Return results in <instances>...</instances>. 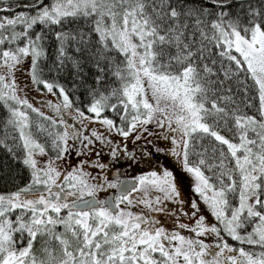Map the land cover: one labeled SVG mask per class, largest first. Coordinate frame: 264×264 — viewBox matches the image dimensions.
<instances>
[{
	"label": "snow or ice",
	"instance_id": "1",
	"mask_svg": "<svg viewBox=\"0 0 264 264\" xmlns=\"http://www.w3.org/2000/svg\"><path fill=\"white\" fill-rule=\"evenodd\" d=\"M0 264H264V0H0Z\"/></svg>",
	"mask_w": 264,
	"mask_h": 264
},
{
	"label": "flooded vegetation",
	"instance_id": "2",
	"mask_svg": "<svg viewBox=\"0 0 264 264\" xmlns=\"http://www.w3.org/2000/svg\"><path fill=\"white\" fill-rule=\"evenodd\" d=\"M33 95H36V94L33 93ZM37 99H39L38 96H37ZM53 99H55V98L53 97ZM129 146H131V144H129ZM73 159H74V157H73ZM161 160L163 163L168 164L170 167H172L174 169L177 176L181 180L182 191L185 193L186 196L189 195L190 194V178L185 173H182L180 171V169L178 167H176L174 161H172L171 159H166V158L162 157Z\"/></svg>",
	"mask_w": 264,
	"mask_h": 264
},
{
	"label": "trees",
	"instance_id": "3",
	"mask_svg": "<svg viewBox=\"0 0 264 264\" xmlns=\"http://www.w3.org/2000/svg\"><path fill=\"white\" fill-rule=\"evenodd\" d=\"M23 1L28 2V0H23ZM85 71L91 73L92 71H94V69L92 68L91 65H87V66L85 67Z\"/></svg>",
	"mask_w": 264,
	"mask_h": 264
},
{
	"label": "rangeland",
	"instance_id": "4",
	"mask_svg": "<svg viewBox=\"0 0 264 264\" xmlns=\"http://www.w3.org/2000/svg\"><path fill=\"white\" fill-rule=\"evenodd\" d=\"M19 2H21V3H26V2H25V1H23V0H19ZM21 79H22V80H24V78H23V77H22ZM24 82H26V83H27V82H29V81H24Z\"/></svg>",
	"mask_w": 264,
	"mask_h": 264
}]
</instances>
